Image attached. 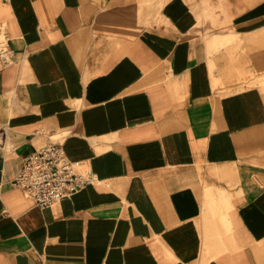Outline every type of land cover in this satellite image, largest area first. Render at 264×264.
Here are the masks:
<instances>
[{
  "label": "crops",
  "instance_id": "1",
  "mask_svg": "<svg viewBox=\"0 0 264 264\" xmlns=\"http://www.w3.org/2000/svg\"><path fill=\"white\" fill-rule=\"evenodd\" d=\"M0 264H264V0H0ZM63 147L96 181L12 185Z\"/></svg>",
  "mask_w": 264,
  "mask_h": 264
},
{
  "label": "built area",
  "instance_id": "2",
  "mask_svg": "<svg viewBox=\"0 0 264 264\" xmlns=\"http://www.w3.org/2000/svg\"><path fill=\"white\" fill-rule=\"evenodd\" d=\"M14 52L0 29V65H10ZM96 181L90 171L81 170L80 162L68 159L63 147L48 143L27 154L12 185L41 208H47Z\"/></svg>",
  "mask_w": 264,
  "mask_h": 264
}]
</instances>
